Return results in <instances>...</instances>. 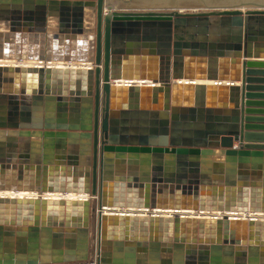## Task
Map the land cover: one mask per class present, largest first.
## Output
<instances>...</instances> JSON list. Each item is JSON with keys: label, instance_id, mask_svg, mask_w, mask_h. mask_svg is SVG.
Listing matches in <instances>:
<instances>
[{"label": "water", "instance_id": "water-1", "mask_svg": "<svg viewBox=\"0 0 264 264\" xmlns=\"http://www.w3.org/2000/svg\"><path fill=\"white\" fill-rule=\"evenodd\" d=\"M137 1L0 0V264H264V0Z\"/></svg>", "mask_w": 264, "mask_h": 264}, {"label": "bare ground", "instance_id": "bare-ground-1", "mask_svg": "<svg viewBox=\"0 0 264 264\" xmlns=\"http://www.w3.org/2000/svg\"><path fill=\"white\" fill-rule=\"evenodd\" d=\"M136 1V0H135ZM0 63L3 65V66H12V67H18V66H25V67H34V66H41V65H44L43 63L39 62V61H31V60H27L25 62H18L16 60H3V61H0ZM50 67H56V68H66V67H73V68H87L90 66V64H87V63H83V62H76V63H66L64 61H54V62H51V63H47ZM46 64V65H47ZM0 197H10V198H13V197H18V198H37L39 197V194L37 193H32V192H20V193H13V192H10V191H0ZM43 197L47 198V199H61L63 197H66L68 199H72V200H79V199H84V197H86L85 195H81V194H69V195H66V196H63L62 194H56V193H53V194H44ZM110 211V212H109ZM115 213L117 215H120L122 213H129V214H139V215H142V214H145L146 211H134V210H109L107 209L105 211V213ZM162 217H169V216H174L175 214L177 215H180V216H184V217H194L195 214L194 213H186V212H172V211H158ZM156 213V212H154ZM196 215H203L204 217H221L222 215L219 214V213H213V214H209V213H205V214H199L197 213ZM231 218H245L247 217V215H232L230 216ZM249 218L253 219V220H264V215H249ZM96 247H97V238H96V246H95V254H96ZM93 262H95V259L93 258Z\"/></svg>", "mask_w": 264, "mask_h": 264}, {"label": "rangeland", "instance_id": "rangeland-1", "mask_svg": "<svg viewBox=\"0 0 264 264\" xmlns=\"http://www.w3.org/2000/svg\"><path fill=\"white\" fill-rule=\"evenodd\" d=\"M111 3H118L116 6H123L125 3H134L135 0H109ZM121 2H124V4H121ZM134 4H141L140 1H137ZM97 213L94 212L93 216L91 218V223H90V236H91V260L94 258L96 261L95 257V246H96V238H97Z\"/></svg>", "mask_w": 264, "mask_h": 264}, {"label": "crops", "instance_id": "crops-1", "mask_svg": "<svg viewBox=\"0 0 264 264\" xmlns=\"http://www.w3.org/2000/svg\"><path fill=\"white\" fill-rule=\"evenodd\" d=\"M254 61H257V62H264V60H254ZM261 93H264V92H261ZM161 99L164 101V94H162V97ZM264 101V100H263ZM264 109V108H263Z\"/></svg>", "mask_w": 264, "mask_h": 264}]
</instances>
